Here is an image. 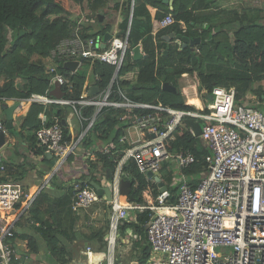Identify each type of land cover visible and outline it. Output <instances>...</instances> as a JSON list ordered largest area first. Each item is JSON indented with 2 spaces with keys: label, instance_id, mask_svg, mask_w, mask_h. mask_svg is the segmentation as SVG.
Returning a JSON list of instances; mask_svg holds the SVG:
<instances>
[{
  "label": "trees",
  "instance_id": "1",
  "mask_svg": "<svg viewBox=\"0 0 264 264\" xmlns=\"http://www.w3.org/2000/svg\"><path fill=\"white\" fill-rule=\"evenodd\" d=\"M149 3L164 5L160 0H135L129 34L132 45L138 44L140 40L143 42L147 57L135 62L140 69L132 80L123 79L121 76L132 70L134 65L122 67L113 86V98H120L118 90L121 88V90L126 89L129 98L135 102L157 104L161 101L172 107L193 109L194 106L185 104V99L178 104L172 103L165 97V94L172 91L163 88L164 82H172L178 87L180 77L187 72L196 73L199 80V93L203 98L207 97L205 90L212 91L216 85L234 87L237 103L247 101L254 107L264 110L263 7L250 8L240 13L235 8L213 10L208 2L202 6L201 0H174V8L172 10L167 8L163 13H159V17L162 18L172 13L175 21L162 28L158 36L161 39L171 34L179 36L183 39L180 45L165 40L162 44L154 41L152 15L147 6ZM68 14L69 11L59 0H0V79L1 77L5 79L4 83L0 84L1 98L23 99L29 98L33 92L47 93L48 90L50 92L51 74L47 70L45 60L61 38L74 35L73 25L67 18ZM215 19H217V25L214 24ZM181 21L186 24V30L183 29ZM213 27L216 30L211 33ZM196 28H201L202 32H198ZM22 30L26 31L21 33ZM7 33H11V39H8ZM82 35L89 36L83 33ZM197 35L202 36V40L197 44L192 45L186 40ZM36 54L38 58L34 57ZM81 62L82 69L80 68L71 75V87H63L65 98L79 99L82 94L91 59H82ZM58 68L64 73L68 71V67L63 65ZM113 72L114 66L98 60L94 61L92 73L100 76L97 82L101 88L110 82ZM18 77H21L23 82L17 81ZM176 94L182 95L180 91ZM250 94L257 98L256 101L249 98ZM71 111L72 105L62 106L54 103L45 105L33 102L24 121L11 129L14 135L21 136L26 141L30 151L43 155L42 161L46 169L39 170L41 175L44 171L52 169L55 159L48 158L44 153V146L37 139L36 131L43 125L49 126L60 122L65 138L71 140V131L65 121ZM94 111L95 105L81 106L80 114L83 116L81 120L84 128L88 126ZM147 111L149 109H136L138 113ZM41 112L47 114L46 121L40 117ZM123 112V108L104 107L93 126L82 138L80 146L87 150L99 140L103 143L119 140L126 126L120 120ZM124 145L119 144V147L122 148ZM183 148L191 149L196 156L195 163L186 170L189 175L193 176L206 166L204 159L210 150L202 139L194 136L186 127H183L182 133L175 132L173 138L170 139L172 152ZM99 157L102 158L103 164L109 167L110 174L113 176L117 165L116 157L103 153H99ZM34 164L35 162L27 158L25 163L19 167V178ZM123 170V176L133 183L129 201L144 203L143 191L151 184V178L147 173L138 169L133 158L123 165ZM16 178L12 181L20 182ZM170 178L167 176V179ZM81 179L82 186H91L87 176ZM93 179L96 180L95 176ZM0 181H11V179L7 176H0ZM51 181L57 187V191L49 193L47 186L46 189L44 187L30 205L27 216L29 215L32 220L42 222L39 230L43 234L47 248L52 252L56 261L66 263L70 256L67 257L68 251L64 240L74 238L69 232L73 227L68 224L69 221L75 222L70 203L74 185L80 179L65 181L54 174ZM153 192L154 195L159 192L156 184H153ZM126 193L128 195L127 190ZM171 194L170 201H173L177 195L176 186L171 187ZM68 205L70 209L67 208ZM106 207L109 221L112 207L110 204ZM148 219L149 209L143 211L136 209V219L134 221L123 220L120 225L122 231L131 227L136 234L141 236V239L135 242L138 264H144L151 253V243L147 234ZM33 227L38 228L35 224ZM108 228V223L103 227L93 228L88 238L98 240L99 248H104L106 246L104 235ZM24 237H29L31 253L23 255L26 259L39 251V241L29 234H24Z\"/></svg>",
  "mask_w": 264,
  "mask_h": 264
},
{
  "label": "built area",
  "instance_id": "2",
  "mask_svg": "<svg viewBox=\"0 0 264 264\" xmlns=\"http://www.w3.org/2000/svg\"><path fill=\"white\" fill-rule=\"evenodd\" d=\"M174 21L172 13H168L159 24L166 27ZM182 27L186 30L184 22ZM101 44V40L92 35L63 37L51 49L49 58L53 62L47 69L51 82L68 86L70 74L58 68L68 60L81 62L90 58L92 62L98 60L114 65L111 81L101 90L99 98L88 93L71 99L33 92L27 100L45 105L70 104L76 108L95 105L89 127L105 106L147 107L149 111L134 115L130 126L138 133L147 134L121 137V140L127 138L129 145L120 162L133 158L141 172L152 171L157 175L163 163L174 158L180 176L174 181L177 195L173 201H170L172 185L160 190L154 199L148 195L146 204L122 206L115 200L110 213L108 253L97 259L89 257L79 264L115 263L114 251L123 218L120 212L127 208L149 209L147 234L151 253L144 264H264V110L237 103L235 88L221 85L213 87L211 101L201 110L163 103H135L123 93L124 101L112 99L113 85L130 47L129 31L124 36H112L105 48ZM188 117L202 122L200 138L210 150L204 159L206 166L196 173H201L196 178L186 171L196 161L194 152L189 148L170 150V139L187 126L184 119ZM41 118L46 121L47 114L42 113ZM0 127L6 132L4 122H0ZM189 130L194 135L191 127ZM36 136L55 157L56 168L67 161L78 144L76 139L65 138L59 122L43 125ZM104 150L110 151L108 146ZM5 169V165H0V173ZM38 191H26L20 182H0V264H26L20 261L21 255L12 240L15 224L27 215ZM101 199L96 188L77 184L72 207L79 210ZM126 234L131 237L133 232L128 229ZM88 252L97 253L91 247Z\"/></svg>",
  "mask_w": 264,
  "mask_h": 264
},
{
  "label": "crops",
  "instance_id": "3",
  "mask_svg": "<svg viewBox=\"0 0 264 264\" xmlns=\"http://www.w3.org/2000/svg\"><path fill=\"white\" fill-rule=\"evenodd\" d=\"M59 1H61L62 4L64 5V7L69 11L67 18H68L69 22L72 23V25H73L74 35H76V34L82 35V33H83L84 35L88 34L89 36H91V35L94 36L96 34L95 36L101 40V43H102L101 46L103 47L105 37L108 39L106 41V46H107L109 43V39L112 36H114V35L124 36L127 31H129V34H130V25H131V21H132V17H133L135 0H59ZM160 1L164 4L163 6H159L156 4H150V3L147 5L148 9L152 15V20H153L152 35L154 37V41L157 42L158 44L159 43L162 44L163 40H165V41H170V42H174V43L176 42V43L182 45L181 43H182L183 39L180 38L179 36L174 35V34H171L169 36L165 35V36H167V38H164V39L163 38L161 39V37L158 36L159 31L162 28H164L159 24L160 19L163 18V17L162 18L159 17V13H163L167 8H169L170 10H172L174 8V0H170L169 3H167L163 0H160ZM257 1L258 0H201V5L205 6L206 2H208L211 4L210 7L213 10L235 8V9H237L238 12L244 13V12L248 11V9H250V8L255 9L256 7H262L260 5V3ZM216 20L217 19H215V23H214L215 25H217V23H218V22H216ZM182 22L183 21H181V23ZM196 30L198 32H202L201 28H199V29L196 28ZM215 30H216L215 27H213L211 33H214ZM195 37H200V40L194 44H197L202 40V36L197 35V36L188 38L189 43H191L190 40H192ZM208 37H210V35H208ZM129 41H130V39H129ZM194 44H192V45H194ZM103 48H105V47H103ZM34 57L38 58V54H36ZM145 57H147V53H146V50L144 48L143 42L140 40L138 42V44L132 45V42L130 41V47H129L126 55H125L124 64L122 67H124V65H131V66L134 65V66H133L132 70H129L127 73L123 74L121 76V78L127 79V80L134 79L137 75V72L140 69V66L138 64H136L135 62L140 60V59H143ZM77 61H79V60H77ZM52 62L53 61H51L49 56H48V58H46V60H45L46 67L48 68L52 64ZM93 64H94V62L91 61L90 65H88V68H89L88 73H87L88 78L84 83V88H83L82 94H85V93L90 94L89 93L90 88L94 85H97L99 87V90L95 94H92V95L90 94V95L99 98L101 96L100 93H101V90L103 88H101L97 82L99 80L100 76L97 74L93 75V73H92ZM110 65H112V64H110ZM112 66H114V65H112ZM64 67H66L65 64H64ZM82 67H83V64H82V62L79 61V64H78V67L76 68V70H72L70 68H67L68 71H66L65 73L70 74V76H71V75L75 74L76 71ZM114 72H115V66H114ZM114 72H113V74H114ZM118 73H120V71ZM185 73H186V75H184V73H183L182 76L180 77L178 87H176L172 82H167V83H169L170 85H173L175 87L174 92L180 91L182 93V95L185 97V104L192 105L195 107L192 110H201L202 108H205L207 106L209 101H211L212 97L210 98L208 96V94L211 93V91L205 90V92L207 93V97L203 98L199 93V89H198L199 80H198L196 73H194V74H190V73L187 74V72H185ZM4 81H5L4 77H1L0 84L2 85L4 83ZM17 81L23 82V79L21 77H18ZM71 83H72V81H71ZM71 83H70V85H68V87H71ZM164 83H163V85H164ZM60 86H61L60 89L62 91V94H61V92H60V94L58 92H56V90H55L56 89V82L55 83L51 82V89H50V92H49V90L47 91V94L54 96V97H65V91H64L63 87L66 85L60 84ZM125 90L124 89L121 90V88H119L118 91L120 93V98L118 100L124 101V97L122 96L123 94L128 99L132 100L127 95V93H126L127 90L126 91ZM166 90H168V89H166ZM170 91H173V90H170ZM113 92H114V88H113ZM113 92H112V95H113ZM112 95H111V98L115 99L112 97ZM191 97L197 98L199 100V102L197 100H193V99L190 100ZM27 99L28 98L20 99V98H15V97H11V98H4V97L1 98L0 97V122H4L5 127L7 128V130L5 132V141L0 146V165H5L6 169L1 172L0 176L1 177L7 176L11 179V181L17 177L16 179L18 181H20V183L23 184V186L25 187V189H27V191H29V192L33 191L34 192V191L39 190L38 194L42 191V189L44 187L46 189V186L48 188L47 190L49 191V193H55V191H57V187L54 186V183H52L51 179H52L54 174L58 175L59 170H61L62 167H64V169L62 171H65V172L62 176L58 177L59 179L65 180V181L71 180V179H80V181H78V182L76 181V183L74 185V193H73L71 203H70V208L74 212L73 216L75 218V222L74 221L68 222L70 227H73V228H71V230L69 232L74 238L73 239L65 238V240H64L66 243V246H67V251H68L67 257L70 256V258H69L68 262H66V263L58 262L55 260L56 261L55 264H79V263L86 262L89 259V257H91L93 259H97L100 256H103V254L108 253V238H107V236L109 235V232H110V213L111 212L109 213V221L107 222L109 224V228L104 235V240L106 242V246L104 248L103 247L99 248V241L98 240H96V239L91 240L88 238V235L90 234V232L92 231L93 228L103 227L102 225H99L97 223H94V225H91L94 222V219L97 218L96 212L89 210V207L92 204L89 207L81 208L79 210H75L72 207V202L75 198L76 191H77V184L81 185V183H82L81 178L83 176H87V179L90 180V184H91V181L95 180V179H93V176H95L97 182L102 183L103 185H108L112 188L113 199L111 201H108L107 195L104 194L103 196H101L102 199L100 201H97L94 203L101 204V205L110 204L112 207V203L115 200L118 203L120 201L124 200L125 203H128V204H137V203H133V202L129 201V193L130 192L127 189H125V190L123 189L124 191H126V190L128 191V195H127L126 199H124L122 197L121 192H120L122 190L121 180L126 179V180L131 181L129 178H126L123 176V174H124L123 165L131 158L126 159L124 162H120V160L123 157L125 147L127 145H129V141L127 140V138H126V140H121V137H124L125 135H131L133 137H137V136H139V134H140V136L145 135L146 132L143 135L142 133H138V131L136 129H134L133 127H130L133 123L134 115L138 114V112H136V109L143 108V107H138V106L127 107L125 105L120 106V107H112V108H123L124 109V112L120 116V120L123 121L126 124V126L124 127V131L121 133L119 140L111 141L109 143H103L102 141L99 140V141L93 143V145L89 149L86 150L84 147H81L80 144H81L82 138L87 133V131L89 130L90 127L89 126H87L86 128L83 127L82 120H81L83 118V116L82 115L80 116V114L78 113L81 106L77 107V108L72 106V111L68 114L67 119L65 121L68 123V127L71 131V135H72L71 140L76 139L75 141H78V144H77L74 152L69 155L67 161L60 168H56V160H54V165H53L52 169L44 171V174L41 175L39 170H45L46 169L45 164L42 161L43 155L42 154H36V153L30 151L29 146L26 143V141H24L21 136H18V135L16 136L11 132V129L14 126H18L20 122L24 121V119H25V117L29 111V108H30L32 103H29V101ZM16 101H20L21 106L17 107V109L14 111L13 127L8 128L7 127V117H6L5 108H4L3 104L5 102H8L9 104H13ZM135 103H147V102H135ZM158 103H162V102L159 101ZM244 103L247 105L253 106L252 103H247V101L241 102L240 104H244ZM49 104H53V103H49ZM54 104H59V103H54ZM148 104H151V103H148ZM60 105L65 106V105H70V104H60ZM168 106H170V105H168ZM105 107H111V106H105ZM175 108H181V107H175ZM144 109H149V108L146 107ZM185 109H190V108H185ZM95 110H96V106H95ZM42 113L44 114L45 112H41L40 117H41ZM100 114L97 116V118L100 116ZM91 118H90V120H91ZM184 123H185V121H184ZM88 125H89V123H88ZM184 127L189 129L190 126L187 125ZM179 133H182V132H179ZM194 136H195V134H194ZM199 138H200V136H199ZM119 144L120 145L125 144V145L122 148H120ZM106 146H108V148L110 150L109 152H106L104 150V148ZM44 153L46 154V150H44ZM99 153L111 154V155H114V158L116 157L117 165H116L113 176H112V174H110L111 170L109 169V167L103 164L102 158L99 157ZM27 158L29 160L35 162V164L29 169L28 172H26L23 176H20L21 178H19V173H20L19 167L21 164L25 163ZM48 158H50V157L48 156ZM51 158L55 159V157H53V155ZM171 159H174V158H171ZM163 167H162L161 171L163 170ZM147 175H148V173H147ZM157 175L160 176L161 180L163 178L162 181L164 182V184L166 186H168V187L171 186L170 183H167V181H166L167 178H164L160 174H157ZM199 175H201V173L193 175L192 177L196 178ZM168 176H170V175H168ZM148 177L151 178V184L148 186V188H146L143 191V198H144L145 202L140 203V204L148 203V197H147L148 195L153 199L156 197V195H154V192H153V184H156L157 188H159V191L161 190V186L158 184L156 179L153 176L148 175ZM47 180H49V182L47 184H45V181H47ZM132 185H133V183H132ZM91 186L94 187L92 184H91ZM40 188H41V190H40ZM131 189H132V187H131ZM61 193H62V191L60 192V194ZM122 206H125V205H122ZM67 208H69V205ZM136 209H138V208L130 209L131 214H132L131 219H127L126 217L123 216V218L121 219L120 224H119V233H120L119 237L123 240L131 239L132 240L131 242L133 244L132 256L136 259V261L129 262L127 264H138V257H137V250L135 247V242L139 241L141 239V236L139 234H136L131 227H127L125 229V231H122L120 228V225L122 224L123 220L134 221L136 219ZM139 210H141V209H139ZM143 210H146V209H143ZM143 210H141V211H143ZM74 218L72 217V219H74ZM35 222H38L39 225H37ZM73 222H74V225H73ZM41 223H42L41 221L32 220L29 217V215L28 216L26 215L18 223L15 224V237L13 238L12 241H13L14 245L16 246L18 252L21 255V259H20L21 262H24L26 264H31L28 260L29 257H31V259L32 258L35 259L38 256L41 258L46 257V256L54 257L52 252L47 248L46 242L43 238V234L41 233V230H39V226L41 225ZM33 224H35V226H38V228L33 227ZM24 225L32 226L34 228L32 230L31 235H35V238H37L39 241V251L35 254L33 253V255H31V256L26 257V259L23 258V255L25 253H27V254L30 253V246H29V237L25 238L24 234H29V233L28 232H22V231L17 229V228L22 227ZM87 225L89 226V228H86ZM128 229H131L133 232V235L131 237H128L126 234V231ZM119 237H118V239H119ZM118 239H117V243H116V247H115V251H114V260H115L114 264H121V261L116 256V248H117V244H118ZM81 240H83L85 243L84 247H81L79 249V251L83 254L82 260H80V261L77 260L75 262H72L71 260H72V258H74V253L72 252V248H76L77 245L82 244L83 242H81ZM42 246H44L45 248H43ZM88 247H91L92 251L97 252V253L96 254H89ZM79 256L80 255L75 253V257H79ZM42 263L43 262H41L40 260L39 261L36 260V262H35V264H42ZM45 264H49V263H45Z\"/></svg>",
  "mask_w": 264,
  "mask_h": 264
},
{
  "label": "rangeland",
  "instance_id": "4",
  "mask_svg": "<svg viewBox=\"0 0 264 264\" xmlns=\"http://www.w3.org/2000/svg\"><path fill=\"white\" fill-rule=\"evenodd\" d=\"M257 2L261 3V6L264 8V0H258ZM7 36H8V39H11V33H7ZM87 78H88V75H87ZM176 93H179V91L174 92V90H173L172 92H168L167 94H165V97L174 104H178L179 102L184 101L185 97L183 95H181V96L177 95ZM249 98L252 99V101H256V99H257L252 94L249 95ZM192 99L197 100L199 102V100L197 98L191 97L190 100H192ZM163 166L164 167H163V170L160 172V175L163 176L164 178H167V176L170 175L171 178L166 179V181H167V183H170L172 186H175V184H174L175 178L180 176L179 169L177 167L178 164L176 163V161L174 159H170V160L166 161L163 164ZM63 169H64V167H62L61 170H59V173L57 175L58 177L62 176L64 174L65 171H62ZM89 210L95 211L96 215H97V218L94 219V222L91 225H94V223H97V224L102 225V226L107 224L108 212H107L106 205L94 203L89 207ZM86 228H89V226L87 225ZM17 229L22 231V232H28L31 235L32 230L34 228L32 226L24 225V226L19 227ZM32 237H35V235H32ZM83 240H81V242H83L82 244L77 245L76 248H72V252L74 253V258H75V259L72 258V260H71L72 262H75L77 260L78 261L82 260L83 254L79 251V249L81 247H84V245H85ZM131 241H132L131 239L123 240L120 237L118 239V244H117V248H116V256L121 261V264H127L129 262L136 261V259L132 256L133 244ZM44 246H42V247L45 248ZM75 253H77L80 256L75 257ZM35 259L37 261L40 260L44 264L45 263L55 264V262H56L54 257H51V256H46L43 258L38 256ZM35 259L29 258L28 260L31 264H35V262H36Z\"/></svg>",
  "mask_w": 264,
  "mask_h": 264
},
{
  "label": "water",
  "instance_id": "5",
  "mask_svg": "<svg viewBox=\"0 0 264 264\" xmlns=\"http://www.w3.org/2000/svg\"><path fill=\"white\" fill-rule=\"evenodd\" d=\"M167 3L170 2V0H163ZM26 30H22L21 33L25 32ZM108 39L105 37L104 38V43H103V47L106 46V41ZM188 40V39H186ZM200 40V37H195L192 40H190L191 44H194L196 42H198ZM79 61L77 60H69L65 63L66 67L72 69V70H76V68L78 67ZM60 84L58 82H56V92H58L60 94H62V91L60 89ZM163 88L168 89V90H175V87L173 85H170L169 83L165 82L163 85ZM99 90V87L97 85H94L90 88L89 93L95 94L97 91ZM208 96L211 98L212 94L209 93ZM4 108H5V113H6V117H7V127L8 128H12L13 127V118H14V111L17 109V107L21 106V102L20 101H16L13 104H9L8 102H5L3 104ZM185 123L190 126L193 131L195 136L199 137L200 134L202 133V122L200 121H196L194 118H185L184 119ZM5 141V132L3 131V129L0 127V146L4 143ZM44 150H46V147H44ZM46 155L49 156L50 158L52 157V153L50 151L46 150ZM148 175L149 176H153L156 181L158 182V184L161 186V190H165L167 188V186L164 184V182L160 179V176L154 174L152 171H148ZM91 184L96 188V190L98 191V194L100 196H103L104 194L107 195L108 201H111L113 199V190L110 186L108 185H103L102 183H99L95 180L91 181ZM121 187L122 189H127L129 192L131 190L132 187V182L126 179H122L121 180Z\"/></svg>",
  "mask_w": 264,
  "mask_h": 264
},
{
  "label": "bare ground",
  "instance_id": "6",
  "mask_svg": "<svg viewBox=\"0 0 264 264\" xmlns=\"http://www.w3.org/2000/svg\"><path fill=\"white\" fill-rule=\"evenodd\" d=\"M33 192V191H32ZM121 192V195L124 199L127 198V193L126 191H124L123 189L120 191ZM120 205H128V203H125L124 200L120 201L119 202ZM124 217H126L127 219H131L132 218V214H131V210L130 209H121V212H120Z\"/></svg>",
  "mask_w": 264,
  "mask_h": 264
}]
</instances>
